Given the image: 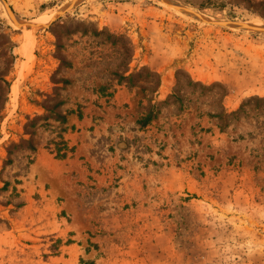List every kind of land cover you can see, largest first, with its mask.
Instances as JSON below:
<instances>
[{
  "label": "rangeland",
  "instance_id": "rangeland-1",
  "mask_svg": "<svg viewBox=\"0 0 264 264\" xmlns=\"http://www.w3.org/2000/svg\"><path fill=\"white\" fill-rule=\"evenodd\" d=\"M5 1L0 264H264V0Z\"/></svg>",
  "mask_w": 264,
  "mask_h": 264
},
{
  "label": "water",
  "instance_id": "water-1",
  "mask_svg": "<svg viewBox=\"0 0 264 264\" xmlns=\"http://www.w3.org/2000/svg\"><path fill=\"white\" fill-rule=\"evenodd\" d=\"M3 2H4V5H5L6 9H7L8 14L10 15V17H11V18H14V17H13V12H12V10L10 9V7L8 6L7 2H6L5 0H3Z\"/></svg>",
  "mask_w": 264,
  "mask_h": 264
},
{
  "label": "bare ground",
  "instance_id": "bare-ground-1",
  "mask_svg": "<svg viewBox=\"0 0 264 264\" xmlns=\"http://www.w3.org/2000/svg\"><path fill=\"white\" fill-rule=\"evenodd\" d=\"M41 18H42V17H41ZM49 19H50V15L43 17L42 20L39 21V22H42L43 24H45L47 21H49ZM37 21H38V20H37ZM37 21H36V22H37Z\"/></svg>",
  "mask_w": 264,
  "mask_h": 264
}]
</instances>
